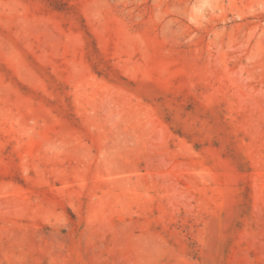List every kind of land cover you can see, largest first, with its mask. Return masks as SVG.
<instances>
[{
  "label": "rangeland",
  "instance_id": "obj_1",
  "mask_svg": "<svg viewBox=\"0 0 264 264\" xmlns=\"http://www.w3.org/2000/svg\"><path fill=\"white\" fill-rule=\"evenodd\" d=\"M0 264H264V0H0Z\"/></svg>",
  "mask_w": 264,
  "mask_h": 264
},
{
  "label": "trees",
  "instance_id": "obj_2",
  "mask_svg": "<svg viewBox=\"0 0 264 264\" xmlns=\"http://www.w3.org/2000/svg\"><path fill=\"white\" fill-rule=\"evenodd\" d=\"M52 1H59V0H52ZM87 35H88L90 38L93 39V42H94V45H95V49L98 51V48H97V46H96V42H95V40H94L93 35H92L90 32H87ZM116 71H117V70H116ZM121 77H123V76H121ZM123 79H126V78L123 77Z\"/></svg>",
  "mask_w": 264,
  "mask_h": 264
}]
</instances>
